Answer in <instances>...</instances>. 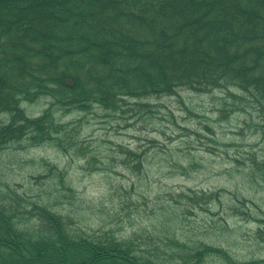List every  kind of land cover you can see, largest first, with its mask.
<instances>
[{"label": "trees", "instance_id": "1", "mask_svg": "<svg viewBox=\"0 0 264 264\" xmlns=\"http://www.w3.org/2000/svg\"><path fill=\"white\" fill-rule=\"evenodd\" d=\"M232 88L264 118V0H0V151L50 141L81 152L80 121L57 123L56 111ZM41 98L48 108L29 116L22 103ZM252 163L264 177V161ZM188 196L200 206L218 195ZM214 253L228 258L203 243L86 233L0 179V264H202Z\"/></svg>", "mask_w": 264, "mask_h": 264}, {"label": "rangeland", "instance_id": "2", "mask_svg": "<svg viewBox=\"0 0 264 264\" xmlns=\"http://www.w3.org/2000/svg\"><path fill=\"white\" fill-rule=\"evenodd\" d=\"M231 93L241 96L179 90L129 99L117 112L56 111L57 123L80 121L83 150L65 153L50 141L10 147L0 151V179L86 233L151 234L227 253L202 264H264V177L252 163L264 161V118ZM49 102L22 106L37 117ZM207 193L218 196L200 206L188 196Z\"/></svg>", "mask_w": 264, "mask_h": 264}]
</instances>
